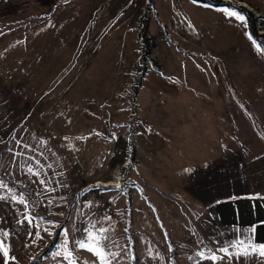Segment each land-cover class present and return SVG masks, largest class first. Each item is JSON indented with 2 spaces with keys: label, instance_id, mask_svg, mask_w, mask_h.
Here are the masks:
<instances>
[{
  "label": "rangeland",
  "instance_id": "rangeland-1",
  "mask_svg": "<svg viewBox=\"0 0 264 264\" xmlns=\"http://www.w3.org/2000/svg\"><path fill=\"white\" fill-rule=\"evenodd\" d=\"M219 1L0 0V180L27 203L0 190V240L31 232L44 246L33 263L54 260L66 252L78 189L123 172L130 197L108 247L133 264H164L173 238L169 263L180 264L193 234L215 245L206 235L218 228L206 216L214 196L244 154L264 153V0ZM133 66L145 74L117 101ZM96 191L82 214L103 206Z\"/></svg>",
  "mask_w": 264,
  "mask_h": 264
},
{
  "label": "crops",
  "instance_id": "crops-1",
  "mask_svg": "<svg viewBox=\"0 0 264 264\" xmlns=\"http://www.w3.org/2000/svg\"><path fill=\"white\" fill-rule=\"evenodd\" d=\"M248 154H250L251 159H248V156L244 154L246 160L236 167L238 175L232 177L233 182L230 187L225 188L214 196L210 211L206 214V216H213L212 221H215L218 225L216 231L206 232L207 237L210 235L215 245L210 247L208 240L203 242L202 232H198V235L193 234L194 249L189 246L188 251H184L183 254L181 251L182 255L177 261L178 263L214 264L211 259L205 258L206 261L203 262L205 259H201L196 255L198 251H203L206 257L212 253H215L217 257H223L222 259H217L215 264H264V258L259 255H235L236 248L234 246L240 242H244L245 247L248 245L253 247L264 245V153ZM99 182L106 181H97V183ZM85 187L78 189L79 193H77V196L81 197L78 201V211L72 218L70 216L65 225L67 232H70V235H67L66 251L70 250L73 252V256H78V258L73 257L76 264H100V260L92 251H88L87 247L81 248L79 245L81 242L86 241L90 231L98 232L96 228L97 222L101 220L103 221L102 228L106 229L104 232L106 239L101 241L102 244L106 243L105 248L109 253L106 259L110 261V264H133L126 249H118L116 251L113 246H107L115 242L113 239L114 233L111 230L115 229V223L119 221L120 224L124 201L130 197L127 190L102 189L93 187L92 184L87 186L88 189L82 191ZM94 189L97 190L96 194L105 197L106 201L95 213L96 208L90 205L88 212L82 214L79 210L82 206L86 208L85 204L89 200L88 194ZM72 190H74V187H72ZM104 207L105 211H103ZM71 223L74 227L69 231ZM30 234L31 232H22L21 234L17 232V237L15 238H3L4 248L8 250V256L5 257L3 252L0 251V264H32L36 256L44 249V246L42 249L40 248L43 242L36 245L33 237H28ZM178 238L184 241L183 238ZM172 240L174 239L169 240V245ZM176 243H178V240ZM168 244L164 243L161 248L166 264H170L169 262L173 260L171 257L172 251L169 249ZM181 244L182 242H180ZM55 245V248L62 245L60 238ZM221 248L229 249L230 256H225L224 253L220 252L219 249ZM65 255L66 252H63L62 255L59 254L54 257V260L46 261V263L41 260V264H68V260L63 261ZM22 258L26 261L23 262ZM29 259L31 260L28 263ZM58 260L62 261V263H58ZM156 261L157 259H153V262L149 264H156Z\"/></svg>",
  "mask_w": 264,
  "mask_h": 264
},
{
  "label": "snow or ice",
  "instance_id": "snow-or-ice-1",
  "mask_svg": "<svg viewBox=\"0 0 264 264\" xmlns=\"http://www.w3.org/2000/svg\"><path fill=\"white\" fill-rule=\"evenodd\" d=\"M225 13L229 16L235 17L236 19L240 21H244L245 18L238 13L234 11H230L228 9L224 10ZM31 171V170H30ZM43 183V181H42ZM0 190H4L5 192L9 193L11 195V199L17 203L23 204L24 207H27V203L25 202L23 194H21L19 197L12 194V189L8 187L7 184H5L2 180H0ZM5 197L3 195H0V200H4ZM25 219L28 221L29 226L32 225V220L26 215ZM95 227V225H93ZM106 231V229H99L98 232L88 233V238L86 241L80 243L81 248H86L88 251H92L94 255L97 256V258L100 260V264H110V261L106 258L108 257L109 253L107 249L104 247V245L101 243L103 239H106V237L103 236V233ZM5 237H7V233H3ZM31 235V234H30ZM38 236V232L36 234ZM67 235V233H66ZM42 238V237H41ZM66 247V246H65ZM236 248L235 255L237 256H251V255H259L261 258H264V245H260L258 247H253L252 245H248L247 247L244 246V242H240L237 245L234 246ZM0 251L3 252V255L5 257L8 256V250L4 248V241L0 240ZM220 252L224 253L225 256H230L229 249L227 248H221L219 249ZM197 256H199L201 259H211L214 264L217 259H222L223 257H217L215 253H212L210 256H205V253L203 251H198L196 253ZM66 260H68V264H76L75 260L73 259V252L70 250L66 251V255L64 256Z\"/></svg>",
  "mask_w": 264,
  "mask_h": 264
},
{
  "label": "built area",
  "instance_id": "built-area-1",
  "mask_svg": "<svg viewBox=\"0 0 264 264\" xmlns=\"http://www.w3.org/2000/svg\"><path fill=\"white\" fill-rule=\"evenodd\" d=\"M138 62H140V61H142V62H144V59H143V56H140L139 58H138ZM145 65H146V68H149L150 67V65L152 64V62H151V59H146L145 60ZM154 70H156V71H159V69H158V67L157 68H153ZM129 76H127V82H125V87L124 88H122V90L120 91V95H116V97H115V100H117V101H124V100H126V99H128V98H130L131 97V95H132V92H131V89H132V87H133V85L131 84V80L132 79H134V78H136L137 77V79H138V77H139V79L143 76V74H145L144 72L142 73V72H140L135 66H133L131 69H130V71H129ZM140 81V80H139ZM136 83H137V80H136ZM126 110L127 111H129V110H131V106L129 105V107L127 106L126 107ZM138 119V118H137ZM139 120V119H138ZM124 124V126H126V128H127V130L129 131L130 130V128H131V119H128L126 122H124L123 123ZM125 158H126V161L127 162H125V165H128L129 166V164H130V162L132 161V155H131V153H128V155L127 156H125ZM133 163H135V160H133ZM127 166V167H128ZM126 167H123V169H125ZM120 174V177H121V179H118L119 181H123V179H125L124 178V176H123V172L122 173H119ZM116 176V175H115ZM114 176V177H115ZM115 179V178H114ZM93 186H96V187H100V188H102V189H107V188H113V189H116V190H124L126 187H125V183H124V181L122 182V184H115V185H111L110 187H109V185H105V184H102V185H97V184H94ZM136 189V187H130V191H133V190H135ZM125 230L126 231H128L129 230V228L128 227H125ZM135 232H136V230L135 229H131V230H129V233H130V235L132 236V235H134L135 234Z\"/></svg>",
  "mask_w": 264,
  "mask_h": 264
},
{
  "label": "trees",
  "instance_id": "trees-1",
  "mask_svg": "<svg viewBox=\"0 0 264 264\" xmlns=\"http://www.w3.org/2000/svg\"><path fill=\"white\" fill-rule=\"evenodd\" d=\"M198 1H200L201 3H203V4H205V5H211V6H219V5H223V3H222L221 1H219V2H213V0H198ZM252 36H253L254 38H259V37L256 35L254 28L252 29ZM54 245H55V244H54ZM54 245H53V246L51 245L50 248H53ZM50 248H48L43 254H47V253L49 252ZM38 260H39V258H38L33 264H38Z\"/></svg>",
  "mask_w": 264,
  "mask_h": 264
},
{
  "label": "bare ground",
  "instance_id": "bare-ground-1",
  "mask_svg": "<svg viewBox=\"0 0 264 264\" xmlns=\"http://www.w3.org/2000/svg\"><path fill=\"white\" fill-rule=\"evenodd\" d=\"M225 1V0H224ZM227 2H229L228 0H227ZM233 3V2H232ZM244 7V6H243ZM185 33H187L189 36H192V37H194V36H196V30H191V29H189V30H186L185 31ZM198 35V34H197ZM186 53H187V51H185ZM117 171V170H116ZM99 185H102V184H105V185H109V187L111 186V185H115V184H119V182H118V180H116V181H114V180H110V181H106V182H99L98 183ZM122 184V183H121Z\"/></svg>",
  "mask_w": 264,
  "mask_h": 264
},
{
  "label": "clouds",
  "instance_id": "clouds-1",
  "mask_svg": "<svg viewBox=\"0 0 264 264\" xmlns=\"http://www.w3.org/2000/svg\"><path fill=\"white\" fill-rule=\"evenodd\" d=\"M124 171V170H123ZM125 180V179H124Z\"/></svg>",
  "mask_w": 264,
  "mask_h": 264
}]
</instances>
